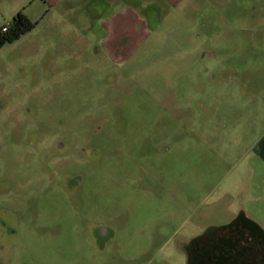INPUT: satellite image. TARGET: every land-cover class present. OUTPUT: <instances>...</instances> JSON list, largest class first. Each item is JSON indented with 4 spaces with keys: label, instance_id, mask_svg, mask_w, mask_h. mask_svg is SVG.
<instances>
[{
    "label": "rangeland",
    "instance_id": "1",
    "mask_svg": "<svg viewBox=\"0 0 264 264\" xmlns=\"http://www.w3.org/2000/svg\"><path fill=\"white\" fill-rule=\"evenodd\" d=\"M186 8L124 63L82 9L0 49V264H178L175 231L264 229V0Z\"/></svg>",
    "mask_w": 264,
    "mask_h": 264
},
{
    "label": "crops",
    "instance_id": "2",
    "mask_svg": "<svg viewBox=\"0 0 264 264\" xmlns=\"http://www.w3.org/2000/svg\"><path fill=\"white\" fill-rule=\"evenodd\" d=\"M191 1L198 2V0H27L29 7L38 4L41 12L37 17L30 16L27 12L24 14L31 22L36 23L30 32L47 20L48 22L55 20L56 24L59 22L64 25L66 30L64 34L70 38L72 32L76 30L72 21L77 22L79 9L90 14L97 11L101 15L97 33L92 25L86 24L85 29L93 28L87 37L100 36L95 50L103 51L110 62L124 63L142 50L153 35L160 33L162 24L183 18ZM92 40L90 44L95 43L94 38ZM89 41L91 40L87 38V42ZM258 145V156L264 162V134ZM246 217L257 223L253 218Z\"/></svg>",
    "mask_w": 264,
    "mask_h": 264
},
{
    "label": "flooded vegetation",
    "instance_id": "3",
    "mask_svg": "<svg viewBox=\"0 0 264 264\" xmlns=\"http://www.w3.org/2000/svg\"><path fill=\"white\" fill-rule=\"evenodd\" d=\"M168 241L179 250L178 264H264V235L242 212L194 234L175 231Z\"/></svg>",
    "mask_w": 264,
    "mask_h": 264
},
{
    "label": "trees",
    "instance_id": "4",
    "mask_svg": "<svg viewBox=\"0 0 264 264\" xmlns=\"http://www.w3.org/2000/svg\"><path fill=\"white\" fill-rule=\"evenodd\" d=\"M8 25L9 27L6 32H2L0 29V49L4 45L12 43L28 34L34 29L36 23L31 22L22 11H19Z\"/></svg>",
    "mask_w": 264,
    "mask_h": 264
},
{
    "label": "water",
    "instance_id": "5",
    "mask_svg": "<svg viewBox=\"0 0 264 264\" xmlns=\"http://www.w3.org/2000/svg\"><path fill=\"white\" fill-rule=\"evenodd\" d=\"M244 215V214H243ZM244 217H246L245 215H244ZM248 219V218H247ZM256 228H258L262 233H263V235H264V230L257 224V223H255L253 220H251V219H248Z\"/></svg>",
    "mask_w": 264,
    "mask_h": 264
},
{
    "label": "built area",
    "instance_id": "6",
    "mask_svg": "<svg viewBox=\"0 0 264 264\" xmlns=\"http://www.w3.org/2000/svg\"><path fill=\"white\" fill-rule=\"evenodd\" d=\"M8 27H9V25L6 24V25H3L2 27H0V29H1L2 32H6Z\"/></svg>",
    "mask_w": 264,
    "mask_h": 264
}]
</instances>
